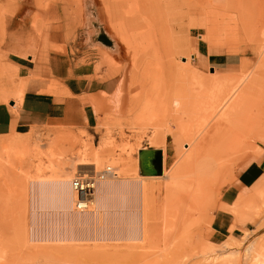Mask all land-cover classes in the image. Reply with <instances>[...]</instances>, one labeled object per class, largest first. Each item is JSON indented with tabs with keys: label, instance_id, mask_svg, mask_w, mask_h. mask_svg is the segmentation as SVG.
Returning <instances> with one entry per match:
<instances>
[{
	"label": "rangeland",
	"instance_id": "obj_1",
	"mask_svg": "<svg viewBox=\"0 0 264 264\" xmlns=\"http://www.w3.org/2000/svg\"><path fill=\"white\" fill-rule=\"evenodd\" d=\"M40 1L43 11L49 2L61 9V26L49 45L59 63L83 67L88 79H110V94L89 96L94 111L89 124L74 111L71 118L0 137V264H264L263 236L246 231L239 240L214 244L207 235L220 189L258 154L255 145L264 139V55L258 52L264 43V0ZM4 12L0 8V16ZM242 67L254 73L221 113L259 68L249 100L251 122L235 128L234 150L213 148L184 163L189 153H183L184 139L203 120L195 112L197 91H207L215 79L224 88L242 76ZM14 77V67L0 61L1 101L9 95L20 100L28 78L14 82ZM46 90L59 92L54 86ZM193 137L197 142L201 135ZM146 148L162 149L167 170L176 160V172L172 178L161 171L144 179L149 189L144 241L30 239V180L48 178L56 167L71 176L96 175L91 167L75 166L83 154L92 159L94 153L101 170L110 166L120 177L125 171L136 179L137 151ZM109 160L120 163L114 167ZM256 193L252 212L262 219L264 191Z\"/></svg>",
	"mask_w": 264,
	"mask_h": 264
},
{
	"label": "crops",
	"instance_id": "obj_2",
	"mask_svg": "<svg viewBox=\"0 0 264 264\" xmlns=\"http://www.w3.org/2000/svg\"><path fill=\"white\" fill-rule=\"evenodd\" d=\"M40 2L0 0V8L5 11L0 16V61L14 67V82L28 78L18 102L10 95L6 102L0 100V137L71 118L74 111L89 124L94 118L89 96L110 94V79H88L83 67L65 64L64 59L62 65L59 63L60 55L49 45L57 37L56 26H61V9L49 2L43 11L38 7ZM47 86L59 92H49ZM255 146L260 148L258 154L236 169L219 191L209 218L207 235L211 243L219 244L229 237L239 240L246 231L264 237V217L256 218L252 212L256 192L264 191V139Z\"/></svg>",
	"mask_w": 264,
	"mask_h": 264
},
{
	"label": "bare ground",
	"instance_id": "obj_3",
	"mask_svg": "<svg viewBox=\"0 0 264 264\" xmlns=\"http://www.w3.org/2000/svg\"><path fill=\"white\" fill-rule=\"evenodd\" d=\"M258 52L259 57L264 55V43L261 44ZM258 61L260 62V60ZM241 70L242 76H238L239 78H236L230 84L228 83L224 88H222L223 86H221L219 80L215 79L213 86L208 87L207 91L199 89L198 93L195 92L197 93V108L194 111L197 112V118L201 117L203 120L202 122L200 120L201 124L197 127L196 132H193L194 134L192 133L190 136L187 135L188 137L184 139L185 143L181 146L184 148L183 153H186L187 150L189 151L187 157L184 156L185 154L183 155L185 159L182 156L185 160H183L184 163L191 164L189 162L193 155L194 157L195 154L198 156L202 151L208 152L213 148L220 150L225 147L224 152L227 151L228 153L231 149L234 150L233 148L236 145H233L235 128L251 122L249 100L261 78V72L258 68L256 74L252 77L250 83L247 86L245 85L238 98L232 104L230 102L231 105L221 113L222 108L241 90V85L247 80L249 75L254 73L253 70L248 71L247 67H242ZM193 135H201L200 140L195 142L197 136L194 138ZM160 150L161 171L164 173V177L169 176L172 178L176 172L172 171V167L176 165V160L170 170H167L163 165L165 164L163 163V151L162 149ZM217 150L214 151L217 153ZM92 155L93 158L89 159L83 154L75 165L76 168L91 167L93 168V173H96V175L82 173L83 177L89 176L88 178L93 181L91 184L92 189L88 196H84L79 189L73 188L72 180L78 173L71 176L70 171H67L65 167L54 168L52 175L48 178L29 181V193L33 209L29 231L31 240L36 242L43 241V243L89 239H113L114 241L120 239L127 241L145 240V203L149 189L144 183V179L155 176L140 175L136 179H130L123 170L124 175L120 177V173L118 175L110 166H106L101 170L99 168L101 159L95 153ZM216 157L218 158L219 156L216 154ZM211 159H214V157ZM110 162L114 167L120 163V161L116 160H111ZM105 168L110 170L104 173ZM232 245L234 244L232 243Z\"/></svg>",
	"mask_w": 264,
	"mask_h": 264
},
{
	"label": "water",
	"instance_id": "obj_4",
	"mask_svg": "<svg viewBox=\"0 0 264 264\" xmlns=\"http://www.w3.org/2000/svg\"><path fill=\"white\" fill-rule=\"evenodd\" d=\"M161 150L155 148L137 151V166L140 175L156 176L161 172Z\"/></svg>",
	"mask_w": 264,
	"mask_h": 264
},
{
	"label": "built area",
	"instance_id": "obj_5",
	"mask_svg": "<svg viewBox=\"0 0 264 264\" xmlns=\"http://www.w3.org/2000/svg\"><path fill=\"white\" fill-rule=\"evenodd\" d=\"M110 169L109 168H105L104 173L108 172ZM87 177H83L82 174H77L75 175V177L72 180V186L74 189H79L80 191L83 192L84 196H88V193L90 192V190L92 189V179Z\"/></svg>",
	"mask_w": 264,
	"mask_h": 264
}]
</instances>
